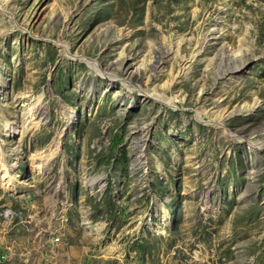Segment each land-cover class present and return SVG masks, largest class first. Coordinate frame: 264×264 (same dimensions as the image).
Instances as JSON below:
<instances>
[{"label": "rangeland", "instance_id": "obj_1", "mask_svg": "<svg viewBox=\"0 0 264 264\" xmlns=\"http://www.w3.org/2000/svg\"><path fill=\"white\" fill-rule=\"evenodd\" d=\"M262 141L264 0H0V264H264Z\"/></svg>", "mask_w": 264, "mask_h": 264}, {"label": "bare ground", "instance_id": "obj_2", "mask_svg": "<svg viewBox=\"0 0 264 264\" xmlns=\"http://www.w3.org/2000/svg\"><path fill=\"white\" fill-rule=\"evenodd\" d=\"M196 14H198V16H199L200 15V12H198ZM232 36H233L232 34H226V35L223 36V38H229L230 37V39H231ZM231 40H233V38ZM202 44L203 43H200L199 51H201ZM157 50L158 51H157V53L155 55V60H154V66L155 67H158L159 65H162L165 62L166 58L168 57L167 53L170 52V50L169 51L160 50V49H157ZM240 51L241 50L238 49L237 51H234L233 53H228L225 56L227 58V60H228L227 68H228L229 73L239 72V76H241L240 74L244 71V67H243V65L241 63V61H242V54L240 53ZM90 64H91V67L96 68L93 63H90ZM112 76L115 77L114 75L111 74L110 77H112ZM145 93H146L147 96H152L151 94H149L147 92H145ZM215 102L216 101H212V102L207 101L206 103H210V104H213L214 103L215 104ZM239 110H241V109H236V111H239ZM141 132H142L141 129H139V128L136 129L133 132V134H132V138L134 140L135 139H138L141 136ZM236 135H237V133L236 134H232L231 136H234L235 137ZM253 145L256 146V148H261L264 145V141H262V142H254ZM102 179H103L102 176L101 177H98V178L90 179L88 181V185L92 189H94V188H96L95 186L102 181ZM97 231L99 232L100 230L97 229Z\"/></svg>", "mask_w": 264, "mask_h": 264}]
</instances>
